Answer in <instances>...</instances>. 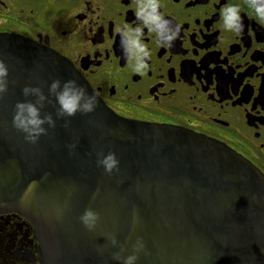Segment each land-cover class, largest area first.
Here are the masks:
<instances>
[{
	"label": "water",
	"instance_id": "water-1",
	"mask_svg": "<svg viewBox=\"0 0 264 264\" xmlns=\"http://www.w3.org/2000/svg\"><path fill=\"white\" fill-rule=\"evenodd\" d=\"M0 60V212L31 221L39 264H121L113 254L132 253L138 238L136 264H264V174L246 157L183 127L117 115L69 59L33 39L0 33ZM53 80L95 94V110L57 117ZM26 84L42 88L41 114L56 118L36 143L12 123L17 101L36 100ZM109 151L119 172L97 164ZM87 208L99 213L92 230L79 219Z\"/></svg>",
	"mask_w": 264,
	"mask_h": 264
},
{
	"label": "flooded vegetation",
	"instance_id": "flooded-vegetation-1",
	"mask_svg": "<svg viewBox=\"0 0 264 264\" xmlns=\"http://www.w3.org/2000/svg\"><path fill=\"white\" fill-rule=\"evenodd\" d=\"M162 40L135 17L136 0H0V33L65 56L117 115L183 127L221 141L264 174V27L244 0H157ZM226 3L241 5L244 30L223 26ZM125 25L143 27L147 67L134 70ZM30 220L0 212V264H39Z\"/></svg>",
	"mask_w": 264,
	"mask_h": 264
},
{
	"label": "clouds",
	"instance_id": "clouds-1",
	"mask_svg": "<svg viewBox=\"0 0 264 264\" xmlns=\"http://www.w3.org/2000/svg\"><path fill=\"white\" fill-rule=\"evenodd\" d=\"M248 9L251 10L252 17L256 22L264 27V0H244ZM159 4L157 0H136L135 17L142 20L144 27H147L149 32L156 34L158 41L162 46L169 47V44H163L160 39L172 41L176 38L179 26L176 29H169L167 25L169 21L164 19V16L159 12ZM220 15L223 20V26L226 30L239 34L244 30V21L241 14V5L236 3H226L221 9ZM123 32L129 42L130 49L133 56L129 59L134 61V70L141 72L147 67L144 57H149L150 52L148 48L141 43V36L143 27L131 28L125 25L118 29ZM8 67L3 60H0V95L5 93L8 89ZM22 93L25 97L30 94H35L36 100L17 101L12 117V123L15 128L25 134V139L30 143H36L41 135L47 134L49 128L56 126V118L52 113L41 114V109L44 102L48 100V96L43 92L39 85L26 84ZM48 93L54 95L58 108L56 109L57 117H71L78 111L81 113H91L97 106V97L95 94H88L86 89L78 85L74 80H68L63 83L59 80H53L48 86ZM47 124V127H45ZM68 121L65 119V126ZM75 144L69 145V149L75 148ZM97 164L101 166L105 173L112 174L119 172V159L115 152L109 151L107 153H99L97 157ZM37 181L33 180L29 184V188L34 187ZM82 224L89 230H92L99 220V213L92 208H87L79 217ZM134 221L138 217H133ZM111 243L117 245L119 241L115 234L110 237ZM135 251L128 255H121V252L113 254V259L121 262V264H136L138 260V252L144 248L143 240L138 238L135 245Z\"/></svg>",
	"mask_w": 264,
	"mask_h": 264
}]
</instances>
